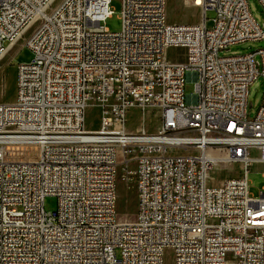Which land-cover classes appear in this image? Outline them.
Wrapping results in <instances>:
<instances>
[{
	"label": "built area",
	"instance_id": "built-area-1",
	"mask_svg": "<svg viewBox=\"0 0 264 264\" xmlns=\"http://www.w3.org/2000/svg\"><path fill=\"white\" fill-rule=\"evenodd\" d=\"M119 1L111 31L112 0H0V60L16 31H30L33 54L0 103V264H164L167 248L170 264H264V190L252 196L247 178L264 163V90L248 116L264 47L220 56L264 39L263 26L247 0H184L201 10L191 24L169 22L166 0ZM132 108L155 111L157 129L128 130ZM219 163L241 174L214 184ZM119 166L135 179L133 221L117 217Z\"/></svg>",
	"mask_w": 264,
	"mask_h": 264
},
{
	"label": "rangeland",
	"instance_id": "rangeland-1",
	"mask_svg": "<svg viewBox=\"0 0 264 264\" xmlns=\"http://www.w3.org/2000/svg\"><path fill=\"white\" fill-rule=\"evenodd\" d=\"M60 0H57L59 2ZM248 7L255 21L263 26L264 12L258 0H247ZM198 4V3H197ZM112 16L109 17L105 26L111 31H118L121 27L120 19V1L112 0ZM166 16L172 23H196L202 18L201 10L198 7L188 5L184 0H166ZM213 11H207V27L211 26ZM24 39L13 44L8 52L0 61V103H11L16 96V68L18 63L31 60L33 54L29 47L25 45ZM264 47V39L258 41H244L239 44L231 45L228 49L220 52V56L242 54L258 48ZM178 49H170V52ZM264 90V77L259 76L254 80L248 90V116L252 118L259 108ZM184 93L186 95L194 93V79L187 76L184 84ZM99 124V109L93 105H88L85 111V128L95 129ZM143 124L148 132H154L157 129L159 121L155 111L146 110L144 113L138 108H132L126 116V128L134 130L137 126ZM256 154V153H254ZM264 163H252L247 173L249 180V192L257 197L260 191L264 190ZM241 174V165L238 163H219L210 170L211 181L218 184L221 180ZM122 166L117 169L116 176V213L119 220L133 221L137 211V194L135 190V179L133 174L127 175ZM57 199L55 196H46L44 198L45 211H53L56 208ZM173 258V252L170 248L165 249L163 255L164 264H170Z\"/></svg>",
	"mask_w": 264,
	"mask_h": 264
},
{
	"label": "bare ground",
	"instance_id": "bare-ground-1",
	"mask_svg": "<svg viewBox=\"0 0 264 264\" xmlns=\"http://www.w3.org/2000/svg\"><path fill=\"white\" fill-rule=\"evenodd\" d=\"M196 1L198 4L201 3V0H196ZM41 13L43 15H55V13H56L55 1H45L44 4L41 6ZM26 34H28V37L24 40V42H25V45H27L29 47V45L31 44L30 31H16V34L14 37V44L17 41L24 39V36ZM208 153L210 154V152H208ZM241 170H242V168H241Z\"/></svg>",
	"mask_w": 264,
	"mask_h": 264
}]
</instances>
